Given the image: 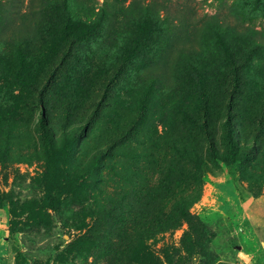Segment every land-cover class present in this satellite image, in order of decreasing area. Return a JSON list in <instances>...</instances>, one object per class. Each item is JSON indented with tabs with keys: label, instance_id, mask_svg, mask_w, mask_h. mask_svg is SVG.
<instances>
[{
	"label": "rangeland",
	"instance_id": "rangeland-1",
	"mask_svg": "<svg viewBox=\"0 0 264 264\" xmlns=\"http://www.w3.org/2000/svg\"><path fill=\"white\" fill-rule=\"evenodd\" d=\"M10 3L0 264H264V0Z\"/></svg>",
	"mask_w": 264,
	"mask_h": 264
},
{
	"label": "trees",
	"instance_id": "trees-1",
	"mask_svg": "<svg viewBox=\"0 0 264 264\" xmlns=\"http://www.w3.org/2000/svg\"><path fill=\"white\" fill-rule=\"evenodd\" d=\"M10 1L14 5L19 0H9V2ZM120 1L124 2L126 0H120ZM55 2L57 4L58 0H55ZM57 5H62V0H60ZM211 27L214 28V26H211ZM216 29H217V31L221 30L220 27H216L215 30ZM231 64H232V68H233V71H232L233 79H234V81H237L238 67L235 65V63L233 61H231ZM51 79H52V75H50L47 78V81L43 85V89H45L47 87V85L49 84ZM45 141H46L45 145H46V153L48 156V161L51 162L52 165H57L58 167H61L67 158V155H68V153L72 147V143L66 145L65 149L61 153L56 154L55 153V147L53 146L52 142L49 140V138L47 136H45ZM216 155L217 154L212 153V156L214 158H217ZM222 159L230 168H235L240 161V159L238 157V153L236 152V148L232 142V138H231L230 134L228 136H226V152L222 156ZM61 185L62 184H58L56 186L55 190L53 191V193H51L49 196H47L46 200H47V204L49 206L56 207L59 204L60 197L58 195V193H59L58 191H59V186H61ZM17 259H18V261H20V263H24V261H25L22 254H18Z\"/></svg>",
	"mask_w": 264,
	"mask_h": 264
}]
</instances>
